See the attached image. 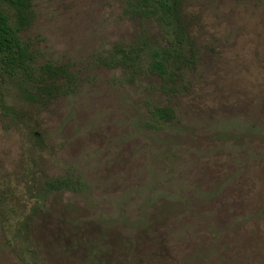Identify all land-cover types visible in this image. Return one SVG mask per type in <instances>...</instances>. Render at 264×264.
<instances>
[{
    "label": "rangeland",
    "instance_id": "rangeland-1",
    "mask_svg": "<svg viewBox=\"0 0 264 264\" xmlns=\"http://www.w3.org/2000/svg\"><path fill=\"white\" fill-rule=\"evenodd\" d=\"M33 4L24 36L44 58L70 61L81 85L9 130L0 123V185L21 190L34 167L76 171L89 187L52 195L34 218L38 263L264 264V137L243 131L264 121V0H184L200 59L189 91L172 101L181 124L154 133L140 122L147 103L165 100L159 80L123 82L120 69L93 63L142 27L122 15V1ZM20 190L13 204L27 212ZM177 191L187 205L161 196ZM0 264H24L1 233Z\"/></svg>",
    "mask_w": 264,
    "mask_h": 264
},
{
    "label": "trees",
    "instance_id": "trees-1",
    "mask_svg": "<svg viewBox=\"0 0 264 264\" xmlns=\"http://www.w3.org/2000/svg\"><path fill=\"white\" fill-rule=\"evenodd\" d=\"M121 1L122 15L137 20L142 27L129 42L114 43L96 54L93 63L100 68L120 69L123 82L156 77L159 83L154 88L165 100L161 104H146L147 116L142 118L140 127L150 133L173 130L181 120L172 101L189 91L191 75L200 59L199 47L190 34L184 0ZM35 19L33 0H0V123L6 130L21 123L27 110L46 109L56 98L74 95L81 85L79 72L70 61L44 58L24 36ZM148 27L155 28V34ZM243 131L251 137H264V121H253ZM31 137L37 139L39 134L32 131ZM29 151L32 153V147ZM39 171L34 167L24 170L21 190L19 184L13 186L9 180L0 185V233L24 264H39L30 238L31 226L49 198L64 192L84 195L89 191L86 179L76 171L66 170L59 175ZM19 190L30 201L27 212L17 210L13 204ZM177 193L161 196L187 205L191 197L181 191ZM135 223L128 225L132 228ZM206 223L210 235L220 233L212 223Z\"/></svg>",
    "mask_w": 264,
    "mask_h": 264
}]
</instances>
